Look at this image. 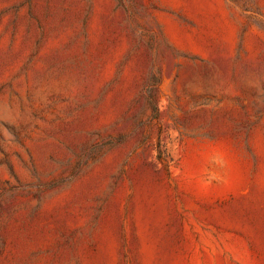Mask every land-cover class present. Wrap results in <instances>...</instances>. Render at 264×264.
<instances>
[{"label": "rangeland", "instance_id": "1", "mask_svg": "<svg viewBox=\"0 0 264 264\" xmlns=\"http://www.w3.org/2000/svg\"><path fill=\"white\" fill-rule=\"evenodd\" d=\"M0 264H264V0H0Z\"/></svg>", "mask_w": 264, "mask_h": 264}]
</instances>
